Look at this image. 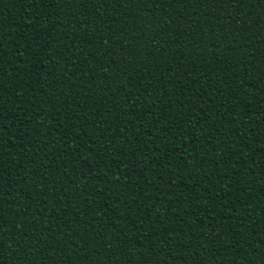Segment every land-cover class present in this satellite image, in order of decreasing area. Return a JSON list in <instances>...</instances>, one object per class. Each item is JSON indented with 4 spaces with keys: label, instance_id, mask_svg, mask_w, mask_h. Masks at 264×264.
Listing matches in <instances>:
<instances>
[{
    "label": "trees",
    "instance_id": "1",
    "mask_svg": "<svg viewBox=\"0 0 264 264\" xmlns=\"http://www.w3.org/2000/svg\"><path fill=\"white\" fill-rule=\"evenodd\" d=\"M0 264H264V0H0Z\"/></svg>",
    "mask_w": 264,
    "mask_h": 264
}]
</instances>
